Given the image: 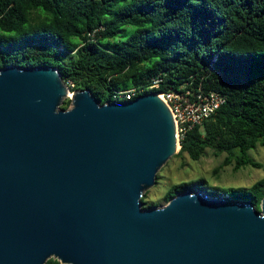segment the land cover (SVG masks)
<instances>
[{"label": "water", "instance_id": "95a60500", "mask_svg": "<svg viewBox=\"0 0 264 264\" xmlns=\"http://www.w3.org/2000/svg\"><path fill=\"white\" fill-rule=\"evenodd\" d=\"M179 147L157 91L101 103L54 65L1 67L0 264H264V195L142 206Z\"/></svg>", "mask_w": 264, "mask_h": 264}, {"label": "trees", "instance_id": "16d2710c", "mask_svg": "<svg viewBox=\"0 0 264 264\" xmlns=\"http://www.w3.org/2000/svg\"><path fill=\"white\" fill-rule=\"evenodd\" d=\"M8 64L54 65L71 90L88 88L101 103L130 88L131 97L182 83L218 90L224 101L185 130L173 155L225 153L214 172L262 165L249 150L264 145V0H0V68ZM70 104L63 98V108ZM195 185L208 181L174 183L165 202ZM223 192L258 208L264 175ZM44 264L70 263L50 256Z\"/></svg>", "mask_w": 264, "mask_h": 264}, {"label": "rangeland", "instance_id": "374dc122", "mask_svg": "<svg viewBox=\"0 0 264 264\" xmlns=\"http://www.w3.org/2000/svg\"><path fill=\"white\" fill-rule=\"evenodd\" d=\"M65 97L70 98V95H65L63 98ZM59 107H62V101L59 103ZM249 152L254 159L262 163L260 167L247 164L238 170H234L232 165H225L220 167L217 172H214V169L221 162L225 153L214 155L212 150L207 148L205 154L197 160L191 159L185 153L180 156L171 155L158 169L155 182L143 191L141 199L147 203L159 202L160 204L156 206L163 205L166 203L164 195L170 185L182 180L200 177H204L208 181L206 190L209 192L215 187H219L217 191L220 193H225L223 188L230 186L248 187L256 179L264 175V145L251 148ZM193 188L203 189L197 185L193 186Z\"/></svg>", "mask_w": 264, "mask_h": 264}, {"label": "built area", "instance_id": "2783aa9c", "mask_svg": "<svg viewBox=\"0 0 264 264\" xmlns=\"http://www.w3.org/2000/svg\"><path fill=\"white\" fill-rule=\"evenodd\" d=\"M161 77L155 76L152 78L149 87H157ZM67 85L72 86L71 80L66 82ZM69 86V88H70ZM134 89L130 88L126 91H119L118 95H122L125 99L133 98ZM158 95L165 101L171 114L173 116L176 136L179 140L186 129L195 124L201 123L209 115H211L224 101L225 96L215 89H203L196 87L192 89L182 83L176 88L165 89L157 92Z\"/></svg>", "mask_w": 264, "mask_h": 264}, {"label": "bare ground", "instance_id": "6f19581e", "mask_svg": "<svg viewBox=\"0 0 264 264\" xmlns=\"http://www.w3.org/2000/svg\"><path fill=\"white\" fill-rule=\"evenodd\" d=\"M71 93H72V92L70 91L68 95H71Z\"/></svg>", "mask_w": 264, "mask_h": 264}]
</instances>
